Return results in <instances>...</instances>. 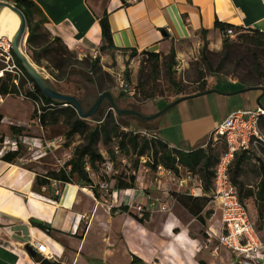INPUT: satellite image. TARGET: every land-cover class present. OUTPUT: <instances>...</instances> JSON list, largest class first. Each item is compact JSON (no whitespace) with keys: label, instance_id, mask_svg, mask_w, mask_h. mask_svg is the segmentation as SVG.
I'll list each match as a JSON object with an SVG mask.
<instances>
[{"label":"crops","instance_id":"0c3cea01","mask_svg":"<svg viewBox=\"0 0 264 264\" xmlns=\"http://www.w3.org/2000/svg\"><path fill=\"white\" fill-rule=\"evenodd\" d=\"M33 1L53 36L60 37L71 50L94 55L103 53L100 19L107 13L114 47L104 51L102 60H113L114 57L122 60L121 66L126 65V69L130 58L145 51L167 56L173 48L179 54L190 43L205 42L204 37L212 45L222 41L223 33L215 26L217 19L264 31V0ZM133 50L138 52L135 57H131ZM263 99L264 89L245 91L248 107L238 109L264 107ZM0 100H3L2 96ZM238 109H226L212 124L210 133ZM186 110V117L192 119L193 112ZM143 112L154 114L147 109ZM185 143L190 147L184 149L168 144L186 151L207 145V141L198 144L189 138ZM36 175V171L0 158V264H40L44 258L36 249L38 244H45L54 252L53 264H162V255L169 258V264H229L232 259L227 248L222 247L228 251L225 258L222 251H212L207 241L190 233V226L197 219L182 205L191 219L187 216L184 221L176 212L165 210H162L166 215L163 225L153 217L150 225L136 219L134 215L142 214L136 207H144L150 198L145 196L141 172L136 188L114 190L110 199L104 197L101 200L95 197L90 186L53 182V191L62 190L60 199L55 201L33 190ZM121 205H127L129 211L121 209ZM218 213L220 222L219 206L211 220ZM32 219L49 223L52 232L35 226ZM177 227L181 230L175 233ZM182 240L188 241L189 251L183 248Z\"/></svg>","mask_w":264,"mask_h":264},{"label":"rangeland","instance_id":"374dc122","mask_svg":"<svg viewBox=\"0 0 264 264\" xmlns=\"http://www.w3.org/2000/svg\"><path fill=\"white\" fill-rule=\"evenodd\" d=\"M4 1L15 4L13 0ZM40 18V16L36 17V19ZM49 29L44 24L38 30L42 36L32 44L37 50H39V46L51 44L53 34ZM28 31L29 28L27 33ZM238 34H242L244 37L240 39ZM257 38L259 36L254 32L242 28L237 31L235 37L230 39L229 48H224V34H222V41H215L214 45L208 43L207 47H204L203 41L194 44L190 43L181 50V53L177 54V64L175 65L174 72L176 84L171 82L168 73V55L160 57L158 71L153 70L154 60L150 59L143 52L135 58H130L128 61L130 69L129 79L125 73L126 65L121 66L120 61L122 60H116L113 57V60L107 59L104 61L102 60V55L105 54L103 51V53L94 55L71 50L67 47L69 49L67 55L70 57V65L62 71L57 70L47 60L48 56H44L42 65L35 64L49 83L58 91L78 97L85 111L92 108L99 94L105 89L114 94L119 107L136 109L141 112H143V109H147L154 114L167 107L170 104L167 102H173L181 97L202 92L201 89L203 87L206 88L205 90L217 89L218 92L186 99L169 108L160 116L151 120H145L147 123L139 122L129 116L125 117L123 121H131L135 125L132 126L137 128L139 125H143L144 129L147 128L153 133H158L167 143L184 149L190 147L185 143L187 138L198 144L207 141L205 148H213L215 156H219L224 151V144L222 142L209 143L211 133L213 132L210 133L212 124L222 117L226 109L248 107L244 100L245 92L232 95L224 93L236 92L245 89V87L264 89V38H259V42L255 41ZM0 41H5L4 44L0 45V71L3 70L2 76L7 71L16 75L19 69L15 67L16 64L10 53L11 44L10 46L7 44V39L0 38ZM60 44L53 43V46H61ZM23 49L32 57V50L28 41L25 42ZM49 57L54 58L56 55L54 53L49 55ZM97 57L100 58V62L97 69H94L91 63ZM121 74L130 85L136 88L134 96L126 94L120 88L119 78ZM22 80L24 83L21 86V91L26 93L33 84L28 82L24 78V75H22ZM150 95H152V98H150ZM2 97L3 100H0V140H3L0 142L1 155L8 150L20 148L22 155L18 162L22 167L29 168L38 173L59 169L65 161L71 158L75 146L84 142V137L81 135H75L71 141H67L65 132L68 127L63 121L56 125L49 124L43 127L38 119L32 120L31 115L36 108L33 102L23 99L17 94ZM110 107L109 100L105 99L98 109L99 116L108 113ZM186 108L193 112L192 119L186 117ZM13 125L25 127V130L21 133L22 139H20V135L11 130ZM115 145V142L105 145L101 141L98 147L108 157V149H116ZM126 163L127 161L122 159L117 164L116 174L124 170ZM128 164L130 166L132 162ZM111 169V165H108L106 170ZM238 170L239 172L241 171L238 181L240 182L239 188L242 187V192L245 194L248 189L257 191L261 180V163L259 162V158L254 156L249 157L239 169L234 165L233 161L231 167L232 177L237 176ZM141 175L145 182V196H150L143 207L144 212H141L146 219L145 223L150 225L153 217L158 223L159 221L160 223L162 222L163 225L166 216L162 212L163 206H166L165 211L176 212L184 221L187 219V216L191 219L185 213V210L186 212H189V210L178 200L174 201L175 198L172 192L177 191L176 186L171 184L173 186L171 187L172 189L166 191L165 187L169 182L167 177H158L156 171L147 165L146 167L144 165L141 167ZM196 175L200 178L201 173L199 172ZM198 189L199 194L203 195L202 188L199 187ZM180 192L187 195V193L189 194V189H184ZM184 197L187 198L188 196ZM244 201L249 208L252 218L257 220L255 199L245 198ZM153 202L155 203L154 205H152ZM215 208L217 207L213 203H209L203 211V216L206 217L209 211H213L214 213ZM146 214H149V217H146ZM212 215L206 217L205 225L201 224L196 218L197 221H194L190 226V233H196L206 242L210 230L220 228L221 221L219 222L218 220L220 213L215 216L214 220H211ZM257 224H259L258 221ZM180 230L181 228L177 227L174 229V232L176 233ZM186 242L188 241L182 240L181 244L187 252L190 247ZM216 243L213 240L209 243L208 248L212 250L215 248ZM219 250L220 252L222 251L221 255L227 258L228 251L222 247ZM161 251L164 254L163 247ZM161 257L162 264H169L168 262L170 261H168L169 258L166 255H162Z\"/></svg>","mask_w":264,"mask_h":264},{"label":"trees","instance_id":"16d2710c","mask_svg":"<svg viewBox=\"0 0 264 264\" xmlns=\"http://www.w3.org/2000/svg\"><path fill=\"white\" fill-rule=\"evenodd\" d=\"M13 1L16 6L23 10L28 20V44L32 50V61L38 65H42V59L44 56H48L47 60L52 63L57 70L62 71L68 67L70 65V57L67 55L69 49L60 37L53 36L51 44L39 46V50L32 45L40 36H42L38 30L45 23V19L41 16L42 14L37 4L33 0ZM38 15H40L41 18L37 20L36 17ZM100 23L103 36L101 51L104 52L114 47L113 33L107 13L100 19ZM215 26L220 29L223 34L226 33L228 28H233L236 35L238 30L244 28L242 26L221 22L218 19L216 20ZM244 29L254 32L259 38H264V31L252 28ZM205 32L206 30L203 31V34H205ZM238 37L241 39L244 36L238 34ZM259 38L255 39V41L259 42ZM204 39V47H207L209 42L205 37ZM230 39V37L225 36V39L223 40L224 48L230 47ZM53 43H61V46L54 47ZM10 53L13 56L15 64L22 70L24 78L33 84L34 91L29 90L26 94L30 95L33 100L41 99L44 102V105L41 106V114H39L38 110L35 108L31 115V119H38L43 127H46L49 124L56 125L63 121L68 127L65 132L67 141H71L75 135H81L84 137V142L75 146L71 158L65 161L62 167L56 170H48L45 173L37 172L33 184V190L35 192L42 195H48L50 199L58 201L60 199L61 189L57 190V192L55 190L53 191L52 183L60 182L61 184L71 183L90 186L97 199L101 200L104 197L109 198V196L114 193V190L121 191L136 188L138 186V176L141 172V167L143 166L141 157L143 156L151 158L152 162L148 161L146 165L155 171L159 165H163L166 168L175 170L177 175H180L179 166H181L184 171H192L194 174H199L200 172V177L203 180V191L207 194L212 191L214 168L218 163L220 156L226 150V145L224 143L223 153L219 156H215L214 149L211 147H199L190 151L171 147L166 141L157 136V134L149 131L150 129H147L146 127V129H144L143 125H139L137 128L132 126L134 125L133 122L123 121L125 117L129 116L139 122H146L136 115H116L113 110H110L108 113H104L101 116H99V112L97 111L90 119H83L73 106L65 105L66 103L63 101L45 96L37 83L29 76L23 67L22 62L15 56L12 47ZM54 53L56 57H49V55ZM144 53L150 59L154 60L153 70L158 71L159 60L163 54L150 51H145ZM137 54L138 52L133 50L131 57H135ZM176 57V50L173 48L168 54V73L173 84H176L174 77L175 65L177 64ZM99 62V57H97L96 60H93L91 63L92 68L97 69ZM126 75L129 79V68L126 69ZM16 80H18V83ZM23 83L22 75H13L11 72L7 71L4 76H0V96L20 95ZM51 86L55 88L53 85ZM205 89L206 88L203 87L201 89L202 92L205 91ZM104 91L107 90L105 89L103 92ZM150 98H152V95H150ZM263 126L264 116L261 120L262 129ZM11 130L20 135V137H23L21 133L25 130V127L13 125ZM142 130H145L147 134H143L141 132ZM148 134L155 135L156 137L149 136ZM2 141L3 140L1 139L0 142ZM101 141L105 145L112 144L113 142L116 144V149H108V157L105 156L98 147ZM21 155L20 148L16 150H8L3 155H1L0 149V158L10 163H19L18 161L21 158ZM252 156L259 158V162L261 163V180L259 182L258 190L254 191L248 189L245 194L242 192V187L239 188L240 182L238 181L241 176V171L239 172V170L237 171V176L235 175L232 177L231 174V180L238 186L242 201H244L245 198L255 199L257 221L259 223L257 224L256 221V224L259 232L264 235V158L260 157L255 152L242 150L236 154L234 165L239 169L243 162ZM122 159L126 160L127 163L124 166V170L119 174H116L117 164L122 161ZM129 162H132L130 166L128 164ZM108 165H111L112 169L107 171L106 169ZM44 188L46 190H44ZM105 189H107V191ZM172 195L203 225L206 224V217H210L213 214V211H209L206 217L203 216L205 207L211 201L209 195H201L199 192L197 195H191L188 193L186 195V193L180 191H174L172 192ZM184 196L188 197L185 198ZM120 208L124 211H129L127 205H121ZM134 217L142 222L146 220L144 214H136ZM146 217H149V214H146ZM31 222L47 233H51L53 230L52 226L47 222H38L34 219H32ZM54 264L60 263L54 262Z\"/></svg>","mask_w":264,"mask_h":264},{"label":"built area","instance_id":"2783aa9c","mask_svg":"<svg viewBox=\"0 0 264 264\" xmlns=\"http://www.w3.org/2000/svg\"><path fill=\"white\" fill-rule=\"evenodd\" d=\"M224 35L233 38L236 33L233 28H228ZM15 67L19 69L17 74L23 75L22 70L17 65ZM1 72L3 73V70ZM119 80L122 91L130 96L136 94V88L130 85L122 77V74ZM16 82L18 83V80ZM30 90L34 91L33 86ZM20 96L33 102L38 113L41 114V106L44 105L43 100H33L30 95L22 92ZM263 116L264 107L238 109L217 124L211 133L209 143L222 142L226 145V150L214 168L213 189L209 194L203 191L202 178H199L192 171H184L181 166H179L180 175H177L175 170L163 165H159L156 170L158 177H167L169 180L165 187L166 191H170L173 187L171 184H173L177 185V191L189 189V194L197 195L198 188L201 187L203 194L211 197L210 203L216 207L219 206L221 209L220 228L210 230L207 246L214 240L217 243L212 251L218 252L220 247L227 248L232 254L229 264H264V235L259 232L248 206L242 201L238 186L231 180V167L239 151L255 152L264 158V130L261 127ZM141 132L147 134L145 130ZM148 135L156 137L155 135ZM22 138L20 137V139ZM148 161L152 162L150 157H141V162L145 167ZM136 208L140 212L144 210L143 206ZM162 210H166V206H163ZM36 249L43 255V258L50 261L56 259V255L47 245L38 244Z\"/></svg>","mask_w":264,"mask_h":264},{"label":"water","instance_id":"95a60500","mask_svg":"<svg viewBox=\"0 0 264 264\" xmlns=\"http://www.w3.org/2000/svg\"><path fill=\"white\" fill-rule=\"evenodd\" d=\"M4 2L9 3V5L20 15V18H21L20 28L18 29L16 35L14 36V39L11 42V47L13 49L15 56L22 62V65L25 68V70L27 71V73L29 74V76L37 83L40 90L44 93L45 96L52 98V99H57V100L63 101L66 103L65 105L73 106L76 109V111L78 112V114L80 115V117L83 119L91 118L98 111V109L100 108L101 104L103 103V101L105 99L109 100V102L111 104L110 110L115 111V113L117 115H136V116H139L140 118H142L143 120H151V119H154V118L160 116L165 111H167L169 108L173 107L174 105L179 104L180 102H182L186 99L198 97L201 95H206V94L212 93V92H218L217 89H208V90H205L203 92L195 93L192 95H187V96L181 97V98L171 102L167 107H165L160 112L148 115V114H144L143 112L136 110V109L119 107L114 94L111 91L107 90V91H104V92L99 94L98 99L96 100V102L94 103V105L92 106V108L90 110L85 111L83 104L78 97H76L75 95L62 93V92L56 90L55 88H53L49 84L48 80L43 75V73L40 71L38 66L32 61L31 57L25 53V51L23 49V45L25 44L26 41H28V35H29V33H27V30H28L27 17L25 15V13L23 12V10L20 9L18 6H16V4L10 3V2L4 1V0H0V4H2ZM251 89H253V88L249 87V88H245L242 90H238L236 92L224 93V94L232 95V94H236V93H242V92H245V91H248ZM36 221L39 222V220H36ZM29 250H31V252H32V249L29 248ZM33 254H35V253H33ZM40 264H53V262L44 258Z\"/></svg>","mask_w":264,"mask_h":264},{"label":"bare ground","instance_id":"6f19581e","mask_svg":"<svg viewBox=\"0 0 264 264\" xmlns=\"http://www.w3.org/2000/svg\"><path fill=\"white\" fill-rule=\"evenodd\" d=\"M9 3L0 4V38L6 40L10 46L14 36L21 25L20 15L9 5ZM5 41H0V45L4 44ZM24 46V45H23ZM26 53V52H25ZM27 54V53H26ZM0 71V76H2Z\"/></svg>","mask_w":264,"mask_h":264}]
</instances>
